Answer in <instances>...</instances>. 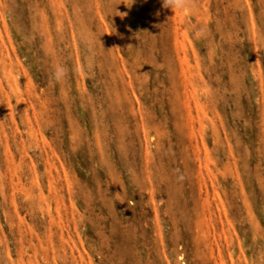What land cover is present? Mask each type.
<instances>
[{"label":"rangeland","instance_id":"1","mask_svg":"<svg viewBox=\"0 0 264 264\" xmlns=\"http://www.w3.org/2000/svg\"><path fill=\"white\" fill-rule=\"evenodd\" d=\"M194 3L0 0V264H264V0Z\"/></svg>","mask_w":264,"mask_h":264},{"label":"clouds","instance_id":"2","mask_svg":"<svg viewBox=\"0 0 264 264\" xmlns=\"http://www.w3.org/2000/svg\"><path fill=\"white\" fill-rule=\"evenodd\" d=\"M162 3L165 8L180 13L186 21L191 23L196 9L194 0H162ZM66 74V68L63 65H57L53 69L51 76L52 79L58 83Z\"/></svg>","mask_w":264,"mask_h":264}]
</instances>
